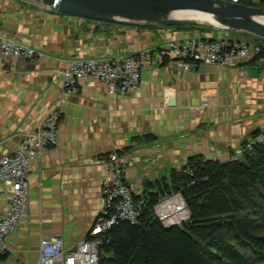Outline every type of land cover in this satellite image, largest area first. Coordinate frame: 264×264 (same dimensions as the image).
I'll return each mask as SVG.
<instances>
[{
  "label": "crops",
  "instance_id": "1",
  "mask_svg": "<svg viewBox=\"0 0 264 264\" xmlns=\"http://www.w3.org/2000/svg\"><path fill=\"white\" fill-rule=\"evenodd\" d=\"M161 27L83 18L41 0H0V158L18 147L49 108L62 112L57 142L32 158L27 214L8 235L0 264H39L42 237L62 236L71 246L88 235L104 209L108 171L102 157L110 150H119L125 182L142 194L146 180L169 175L191 155L229 160L264 122V59L233 57L227 65L184 69L158 52L178 36L216 38L226 31ZM2 36L34 47L37 55L4 53ZM144 48L152 55L134 88L110 93L95 75L81 78L77 91L63 85L75 56ZM6 206L0 182V212Z\"/></svg>",
  "mask_w": 264,
  "mask_h": 264
},
{
  "label": "built area",
  "instance_id": "2",
  "mask_svg": "<svg viewBox=\"0 0 264 264\" xmlns=\"http://www.w3.org/2000/svg\"><path fill=\"white\" fill-rule=\"evenodd\" d=\"M234 1L257 6L259 0ZM160 26L166 27L161 24ZM227 35L226 31L223 36L216 38L197 34L178 36L171 39L165 49L157 52L161 60L169 56L182 68L190 69L199 63L227 65L233 57H242L249 61L264 50L263 44L231 39ZM1 46L3 52L10 55L23 54L33 58L38 53L34 47L11 36H2ZM151 55L152 50L144 48L137 52L102 51L75 56L71 59L69 67L65 69L67 76L63 85L70 91H77L81 78L95 75L107 83L110 93L134 88L140 82L143 63L149 60ZM259 59H264V56ZM61 115L59 107L49 108L46 117L34 130L27 133L18 147L12 153L0 158V182L6 185L7 196V206L0 212V257L7 250L8 235L17 229L19 222L27 214L29 198L27 176L32 158L46 146L57 142ZM259 143H264V122L233 149L230 159L241 158L246 150ZM121 159L122 155L117 148L102 157L108 171L107 176L102 180L104 209L96 218L88 235L71 246L64 245L62 236L42 237L39 246V264L56 262L98 264L99 250L105 242V236L101 234L121 219L133 223L138 221L145 201L143 198H135L132 186L125 182ZM176 196L180 197L179 201L175 199ZM155 211L166 226L177 223L183 216L184 218L190 216V211L179 192L160 199L155 204ZM181 212L185 215L183 214L178 220H168L171 214L176 215Z\"/></svg>",
  "mask_w": 264,
  "mask_h": 264
},
{
  "label": "trees",
  "instance_id": "3",
  "mask_svg": "<svg viewBox=\"0 0 264 264\" xmlns=\"http://www.w3.org/2000/svg\"><path fill=\"white\" fill-rule=\"evenodd\" d=\"M145 187L134 195L145 201L138 221L121 219L101 234L98 264H264V143L239 159L191 155ZM174 192L190 216L166 226L155 204Z\"/></svg>",
  "mask_w": 264,
  "mask_h": 264
},
{
  "label": "water",
  "instance_id": "4",
  "mask_svg": "<svg viewBox=\"0 0 264 264\" xmlns=\"http://www.w3.org/2000/svg\"><path fill=\"white\" fill-rule=\"evenodd\" d=\"M41 1L44 4L55 6L64 13L108 22L212 25L223 29L248 30L264 36V22L255 17L258 14H264V6L248 5L234 0ZM177 10L199 11L207 15L208 20L197 16H177L175 14Z\"/></svg>",
  "mask_w": 264,
  "mask_h": 264
},
{
  "label": "rangeland",
  "instance_id": "5",
  "mask_svg": "<svg viewBox=\"0 0 264 264\" xmlns=\"http://www.w3.org/2000/svg\"><path fill=\"white\" fill-rule=\"evenodd\" d=\"M149 25H152L154 28L160 27V24H156V23L155 24H149ZM188 25L189 24H175V25H166V26L168 28L169 27H174V26L175 27L179 26V27L183 28V26H188ZM212 27L213 28H217L215 26H212ZM219 30H220L219 28L216 29L217 32H219ZM226 31L228 32L227 36L230 37L231 39L244 40V41H247V42H250V43H258V44H263L264 45V36L263 35L256 34L254 32L248 31V30L237 29V28H227ZM172 194H177V192H174ZM169 195H166V196H169ZM182 213L183 212H181V214ZM177 215H179V214H177ZM177 215H171L169 220L173 221L172 217H175V216L178 217V219L181 218V215H179V216H177ZM186 218H188V217H186ZM186 218H184V216H183L178 222H180V221H182V220H184Z\"/></svg>",
  "mask_w": 264,
  "mask_h": 264
},
{
  "label": "bare ground",
  "instance_id": "6",
  "mask_svg": "<svg viewBox=\"0 0 264 264\" xmlns=\"http://www.w3.org/2000/svg\"><path fill=\"white\" fill-rule=\"evenodd\" d=\"M175 14L177 15V16H182V17H184V16H190V17H192V16H197V17H202V18H204L205 20H208V17H207V15H205L204 13H202V12H199V11H191V10H177V11H175ZM255 17L257 18V19H259L260 21H262V22H264V14H258V15H255ZM175 199L176 200H178L179 201V197L178 196H176L175 197ZM170 201H173V199H170ZM179 215H181V217H182V214L181 213H178ZM171 215H173V214H171ZM170 215V216H171ZM177 215V214H176ZM179 215H177V216H179ZM170 216H169V218H168V220L170 219ZM178 219V217H172V220L173 221H175V220H177ZM170 221V220H169Z\"/></svg>",
  "mask_w": 264,
  "mask_h": 264
}]
</instances>
